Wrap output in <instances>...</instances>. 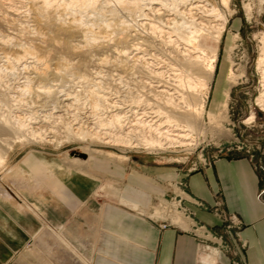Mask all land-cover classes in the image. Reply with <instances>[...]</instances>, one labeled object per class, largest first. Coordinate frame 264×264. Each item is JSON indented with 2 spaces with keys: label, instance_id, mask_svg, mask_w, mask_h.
<instances>
[{
  "label": "bare ground",
  "instance_id": "6f19581e",
  "mask_svg": "<svg viewBox=\"0 0 264 264\" xmlns=\"http://www.w3.org/2000/svg\"><path fill=\"white\" fill-rule=\"evenodd\" d=\"M97 1L0 0V54L8 67L22 66L27 71L26 81L14 86V92L18 94L30 87L29 112H45L33 117L29 124L22 106L15 121L0 114V172L14 153V146L26 141L28 135L43 138V133L53 134L67 111L78 109L82 91L89 93L86 98H90V109L83 115L98 129L105 130L104 134L113 142L148 150L189 148L196 146L199 135L206 131L204 115L208 112L209 85L217 74L220 45L229 22L223 7L230 9L231 0H116L121 13H141V28L136 25L139 29L118 15L100 23L98 30L84 26L76 16L63 18L72 15L73 8L94 7ZM25 7L32 13L35 36L22 33L21 24L28 21L27 11H22ZM66 65H73L78 70L77 78L84 81L97 78L104 69L112 77L131 76L134 88L130 87L129 95L117 91L115 100L108 90L100 88L63 91L56 96L58 109L51 110L50 91L58 87L52 83L60 80ZM258 65L264 75V52ZM239 78L233 70L231 85H236ZM102 100L108 101L111 108L106 110L105 117L99 113ZM258 104L264 110V91ZM228 105L218 113L208 112L213 130L219 131L228 120ZM171 218L185 229L192 223L176 209ZM63 259L64 264H71V256Z\"/></svg>",
  "mask_w": 264,
  "mask_h": 264
},
{
  "label": "rangeland",
  "instance_id": "374dc122",
  "mask_svg": "<svg viewBox=\"0 0 264 264\" xmlns=\"http://www.w3.org/2000/svg\"><path fill=\"white\" fill-rule=\"evenodd\" d=\"M118 6L120 4L116 0H98L96 6L86 9L73 8L72 15L68 14L63 18L69 20L72 16H76L81 19L84 26L98 30L100 23L118 15L131 27L141 28L139 24L143 17L139 11H123L121 13L118 11ZM25 9L26 7L22 11H27L25 13L28 14V21L21 24V29L24 30L22 33L35 36L37 29L30 21L32 13ZM114 10L117 12L114 13ZM223 11L229 16V22L220 45L219 74H216L215 79L209 85L210 97L208 100H210L207 110L218 113L226 108L225 105L229 104L228 120L223 123L224 126L219 131L213 130V120L207 112L204 115L206 131L199 135L196 146L189 148L169 146L161 150H148L144 146L130 147L123 143L113 142V139L107 138L108 136L104 134L105 130L98 129L90 123L85 117V111L90 109V98H86L89 97V93L80 92L77 103L80 107H78L79 110H70V113L67 111V115L58 121V129L53 134L43 133V138L41 135H28L26 141L16 144L14 153H10L7 165L0 172V198L10 200L14 197L39 222L37 231L29 234L28 241L13 251L9 261L3 264H64L63 256L67 257L68 255L71 256V264H95L99 251L100 238L97 226H95L97 221L91 224L92 222L90 223L88 220L87 225L84 224L85 226L82 227L85 239L88 240L86 242L90 245V251H87L85 247H79L76 241L70 237L72 236L70 230L77 231L79 229L78 217L67 225L62 222L53 225L47 219L44 210L33 205L28 188L33 186L34 181L31 180L30 175L22 172V164L19 165L20 160L26 155L25 162H28L34 153L37 158L53 159L63 167H72L88 174H98V185L93 191V198L97 199L100 207L102 205L105 207L107 203L120 201L125 208L138 211L139 206L122 201L124 176L115 171L117 166L127 163L128 157L137 162L144 159L155 166L183 165L189 171H195L207 167L213 162V159L225 155H250L259 152V142L264 143L262 140L264 139V110L258 104V98L264 91V82L262 81L264 75L258 65L259 56L264 52V0H231L230 9L223 7ZM116 35L118 33H115ZM22 41L26 42L24 36ZM72 67L73 65L63 66L60 80L53 81L52 84H58V87L55 86L50 91L49 109H58L59 103L56 96L59 97L64 92H73L82 90V88L88 90H99L100 88V91L108 90V95L115 100L117 91H121L123 95H129L131 88H134L131 76L126 75L123 77L124 79L118 76L112 77L104 69L100 76L98 74V79L84 81L77 78L78 74L75 72L78 70ZM89 68L92 69V67ZM233 70L240 78L238 83L232 86L230 74ZM26 72L22 66L8 67L0 54V114L15 121L16 114L20 113L18 110L22 106L25 110L26 122L29 124L35 117L44 115L45 112L41 110L34 114L29 112L31 109L29 105L32 106L30 87H26L20 92L21 94L14 92V86L26 81L24 77ZM28 84L33 85L30 82ZM99 84H101L100 87ZM227 91L230 95H227ZM100 104L99 113L105 117L111 108L106 100L100 101ZM25 106L26 108H24ZM252 115L255 117L249 119ZM49 120H53V118H49ZM90 120L94 119L90 118ZM76 152L86 153L87 158L84 160V158L74 155ZM110 152H113L112 155ZM36 173L33 174L35 175L34 179L35 177L39 181L45 179V171L39 170ZM43 190L47 191V186ZM31 191L34 190L31 189ZM95 200L94 202H96ZM151 206L157 210V213H160L159 217L169 219L179 204L173 197L157 195ZM75 259L77 260L74 261Z\"/></svg>",
  "mask_w": 264,
  "mask_h": 264
},
{
  "label": "crops",
  "instance_id": "0c3cea01",
  "mask_svg": "<svg viewBox=\"0 0 264 264\" xmlns=\"http://www.w3.org/2000/svg\"><path fill=\"white\" fill-rule=\"evenodd\" d=\"M24 158L19 162L22 172L34 181L28 194L50 223L67 225L78 217L79 229L70 230V237L90 251L82 227L88 220L98 222L100 243L95 264H230L235 253L244 264H264V199L259 198L264 171L258 167L260 163L264 166V143L256 159L244 154L225 155L195 171L183 165L155 166L128 157L115 171L124 176L122 201L139 206L138 211L125 208L120 201L100 207L93 198L98 174L63 167L34 153L28 162ZM39 170L46 173L41 181L33 175ZM157 195L175 198L179 204L176 210L192 222L190 228L170 217H159L151 206ZM26 209L14 197L0 198V264L9 261L13 251L39 228L37 219ZM224 213L236 214L241 226L228 229ZM164 223L168 226L163 227ZM197 224L222 235L218 242L228 243L230 249L201 236ZM208 245L218 247L219 252Z\"/></svg>",
  "mask_w": 264,
  "mask_h": 264
},
{
  "label": "built area",
  "instance_id": "2783aa9c",
  "mask_svg": "<svg viewBox=\"0 0 264 264\" xmlns=\"http://www.w3.org/2000/svg\"><path fill=\"white\" fill-rule=\"evenodd\" d=\"M264 140V139H262ZM262 145H263V142H259L258 144V149L261 150L262 149ZM251 158L253 159H256V153H252L249 155ZM216 159H213V162L215 161ZM212 164V163H210ZM209 164V165H210ZM258 167L264 171V166L260 163V165H258ZM259 198L261 199H264V189L259 193ZM224 221L225 223H227V228L228 229H231L233 227H237L239 228L241 226V221L239 220L238 216L236 214H225L224 213ZM168 224L167 223H164L163 224V227H167ZM197 228H198V233L203 236L204 238H206L207 240H210V242H212L214 245L217 244V246L221 247L222 249H226V250H229L230 247H229V244L228 243H219L218 242V238H222L223 236L222 235H218L217 233L213 232L212 230H210L206 225H202V224H197ZM208 248H211L210 245L207 246ZM216 248L214 246H212L213 249H217V251L219 252V248ZM211 248V249H212ZM245 248V246H244ZM212 250H210L211 252ZM236 255V258H234L230 264H244L242 262V260L239 258L238 256V253H235Z\"/></svg>",
  "mask_w": 264,
  "mask_h": 264
},
{
  "label": "water",
  "instance_id": "95a60500",
  "mask_svg": "<svg viewBox=\"0 0 264 264\" xmlns=\"http://www.w3.org/2000/svg\"><path fill=\"white\" fill-rule=\"evenodd\" d=\"M74 155H77V156H79L81 158H87V154L86 153L76 152V153H74Z\"/></svg>",
  "mask_w": 264,
  "mask_h": 264
}]
</instances>
